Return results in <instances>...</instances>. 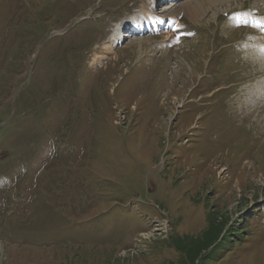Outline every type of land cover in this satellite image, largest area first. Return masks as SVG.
<instances>
[{"label":"rangeland","instance_id":"rangeland-1","mask_svg":"<svg viewBox=\"0 0 264 264\" xmlns=\"http://www.w3.org/2000/svg\"><path fill=\"white\" fill-rule=\"evenodd\" d=\"M208 1L0 0V264H264V0Z\"/></svg>","mask_w":264,"mask_h":264},{"label":"bare ground","instance_id":"bare-ground-1","mask_svg":"<svg viewBox=\"0 0 264 264\" xmlns=\"http://www.w3.org/2000/svg\"><path fill=\"white\" fill-rule=\"evenodd\" d=\"M225 1H229V0H209L208 2L217 3V2H225ZM204 5H205L204 2L188 1L186 3L181 4L178 8H172L168 10L163 15H159L157 13V9L154 7L153 4L144 6L141 10L142 14L137 17H133L129 19V22L131 23L128 22L127 24L125 22L126 24H123L122 27L116 30L117 31L116 35L113 36V38L114 39L116 38V40L112 41L111 44H104L103 48L106 49L109 53H114L118 45L124 42V39L131 38L134 35H136V33L137 34H142L144 32L160 33L162 29H159V27L163 29H174L175 28V31H177L181 27L180 26L181 16L184 15L190 18H195L204 10L205 8ZM175 6L177 7V4H175L174 7ZM157 7H159V5ZM130 25L133 28L131 32L132 36L123 34L122 32L123 27L130 26ZM105 61H106L105 56L95 55V57L91 61V65L93 67L102 66L104 65ZM0 247H1V243H0Z\"/></svg>","mask_w":264,"mask_h":264}]
</instances>
